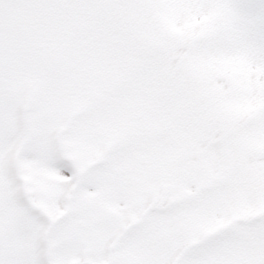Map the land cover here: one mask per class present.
I'll list each match as a JSON object with an SVG mask.
<instances>
[{
    "label": "rangeland",
    "instance_id": "rangeland-1",
    "mask_svg": "<svg viewBox=\"0 0 264 264\" xmlns=\"http://www.w3.org/2000/svg\"><path fill=\"white\" fill-rule=\"evenodd\" d=\"M0 264H264V0H0Z\"/></svg>",
    "mask_w": 264,
    "mask_h": 264
}]
</instances>
